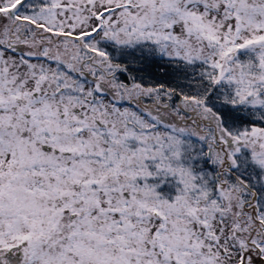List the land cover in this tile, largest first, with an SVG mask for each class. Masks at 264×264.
Wrapping results in <instances>:
<instances>
[{
    "label": "snow or ice",
    "instance_id": "obj_1",
    "mask_svg": "<svg viewBox=\"0 0 264 264\" xmlns=\"http://www.w3.org/2000/svg\"><path fill=\"white\" fill-rule=\"evenodd\" d=\"M0 264H264V0H0Z\"/></svg>",
    "mask_w": 264,
    "mask_h": 264
}]
</instances>
